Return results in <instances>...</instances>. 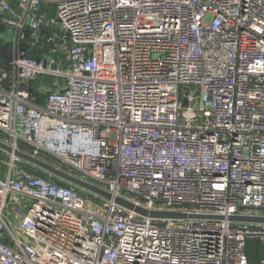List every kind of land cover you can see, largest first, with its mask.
Listing matches in <instances>:
<instances>
[{
  "label": "built area",
  "instance_id": "built-area-1",
  "mask_svg": "<svg viewBox=\"0 0 264 264\" xmlns=\"http://www.w3.org/2000/svg\"><path fill=\"white\" fill-rule=\"evenodd\" d=\"M48 1L0 0V141L148 211L224 219L141 217L12 157L0 264H250L264 225L229 218H264V0Z\"/></svg>",
  "mask_w": 264,
  "mask_h": 264
},
{
  "label": "water",
  "instance_id": "water-1",
  "mask_svg": "<svg viewBox=\"0 0 264 264\" xmlns=\"http://www.w3.org/2000/svg\"><path fill=\"white\" fill-rule=\"evenodd\" d=\"M13 35V30L8 29L4 24L0 22V43H11L9 37ZM0 150L15 157L18 160L26 162L27 164L36 167L52 178L61 181L62 183L75 187L78 190L87 192L96 197H100L106 201H113L117 206L127 211L134 212L137 215L153 220H171V221H188V220H223L222 217L214 216H202V215H189L182 212H168V211H148L143 207L136 205L135 203L127 200L123 197H115L111 193L103 190L99 186L83 181L75 175L60 169L59 167L35 158L28 153H25L19 149L14 148L8 144L0 141ZM231 222L240 224H257L264 225V218L257 217H231Z\"/></svg>",
  "mask_w": 264,
  "mask_h": 264
},
{
  "label": "trees",
  "instance_id": "trees-1",
  "mask_svg": "<svg viewBox=\"0 0 264 264\" xmlns=\"http://www.w3.org/2000/svg\"><path fill=\"white\" fill-rule=\"evenodd\" d=\"M11 58H12V45H11V43H5V42L0 43V64H1V66L3 68L7 69L9 62L11 61ZM21 150L25 151L24 148H21ZM42 160L49 162V163H51L50 161H54L56 163L58 162L49 156L48 157L43 156ZM57 167H60L64 171H68V169L65 166L59 165ZM28 171H29V173H32V174L39 176V177H42V178H48L49 177L48 175H45L42 172L39 173V171H33L32 169H29ZM54 180L60 186L69 187V185L62 183L59 180H56V179H54ZM262 247L263 246L258 241H248L247 242L246 252H247V256H248L250 264H259L260 263V260L264 257V249L262 250Z\"/></svg>",
  "mask_w": 264,
  "mask_h": 264
},
{
  "label": "rangeland",
  "instance_id": "rangeland-1",
  "mask_svg": "<svg viewBox=\"0 0 264 264\" xmlns=\"http://www.w3.org/2000/svg\"><path fill=\"white\" fill-rule=\"evenodd\" d=\"M46 7V10L48 11V12H50V13H52L53 11H54V9H55V0H49L48 1V4L45 6ZM9 39H11L12 40V34H11V36L9 37ZM48 80V79H47ZM21 147H23L22 145H21ZM11 160H12V156L11 155H9V154H7V153H5V152H3V151H1L0 150V179H2V180H5V177H6V175H7V171H8V164H10L11 163ZM15 166L17 167V168H21V169H23V170H25V171H27V172H29L28 170L29 169H32L33 171H39V173L40 172H42V173H44L45 175H48V174H46L45 172H43L42 170H40V169H38V168H36V167H33V166H31V165H29V164H27L26 162H23V161H21V160H16L15 159ZM56 161V160H55ZM51 162V164H54L55 166H59L60 165V163L59 162H54V161H50ZM59 164V165H58ZM49 176V175H48ZM51 177V176H50ZM81 191V190H80ZM84 194H88V195H90V196H92L93 197V195H91V194H89V193H87V192H84V191H82ZM96 199H97V201H100L101 199L100 198H98V197H95ZM264 249V246L262 247V250Z\"/></svg>",
  "mask_w": 264,
  "mask_h": 264
},
{
  "label": "crops",
  "instance_id": "crops-1",
  "mask_svg": "<svg viewBox=\"0 0 264 264\" xmlns=\"http://www.w3.org/2000/svg\"><path fill=\"white\" fill-rule=\"evenodd\" d=\"M7 86L9 87V82H6Z\"/></svg>",
  "mask_w": 264,
  "mask_h": 264
}]
</instances>
